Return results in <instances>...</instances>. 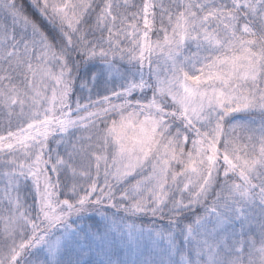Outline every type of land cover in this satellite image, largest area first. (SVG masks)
<instances>
[{
    "label": "snow or ice",
    "instance_id": "1",
    "mask_svg": "<svg viewBox=\"0 0 264 264\" xmlns=\"http://www.w3.org/2000/svg\"><path fill=\"white\" fill-rule=\"evenodd\" d=\"M0 264H264V0H0Z\"/></svg>",
    "mask_w": 264,
    "mask_h": 264
}]
</instances>
